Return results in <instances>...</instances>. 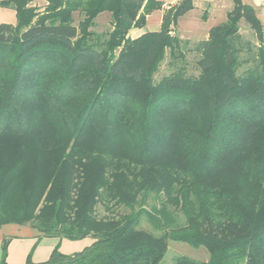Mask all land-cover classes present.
<instances>
[{"label":"trees","instance_id":"obj_1","mask_svg":"<svg viewBox=\"0 0 264 264\" xmlns=\"http://www.w3.org/2000/svg\"><path fill=\"white\" fill-rule=\"evenodd\" d=\"M32 2L0 0L15 13L14 25L0 23V227L91 244L72 254L58 244L38 263L32 248L25 264H160L168 241L208 253L173 264H264V46L253 8L232 0L195 45L194 76L173 35L193 0L134 39L161 1L46 0L40 13ZM102 13L111 29L98 34ZM167 53L170 74L156 81Z\"/></svg>","mask_w":264,"mask_h":264},{"label":"rangeland","instance_id":"obj_2","mask_svg":"<svg viewBox=\"0 0 264 264\" xmlns=\"http://www.w3.org/2000/svg\"><path fill=\"white\" fill-rule=\"evenodd\" d=\"M34 1V0H33ZM164 7L161 11H155L147 18V23L144 29L136 30L137 33L142 31H157L159 30L161 16L167 6L171 5L174 0H160ZM33 3V2H32ZM35 6L40 13L46 6V0H35ZM194 8L182 16L178 20L177 27H175L173 35L186 42L183 45L182 51L185 56L186 70L191 75H198L196 62L199 59L195 45L207 39L208 29L225 21V11L229 8L230 4L226 0L218 1L217 5L209 4L207 0H193ZM75 23L78 22L79 17L74 14ZM0 23L15 24V13L11 8L0 6ZM239 34L248 41L253 50L258 45L254 32L245 22L241 19L238 23ZM111 29L110 16L108 13L100 14L96 20L92 31L101 34L106 33ZM129 35V34H128ZM135 35H131L134 37ZM130 37V35H129ZM168 53L165 59L160 63L158 72L155 74V80L159 81L163 76L170 74V66L168 64ZM141 228H149L145 222L141 223ZM32 230L29 226L17 225H4L0 227V239L11 238V235L19 232ZM39 235V234H38ZM178 257H185L193 261L203 262L208 259V253L204 248H192L189 245L181 242L168 241V249L160 264H173Z\"/></svg>","mask_w":264,"mask_h":264},{"label":"crops","instance_id":"obj_3","mask_svg":"<svg viewBox=\"0 0 264 264\" xmlns=\"http://www.w3.org/2000/svg\"><path fill=\"white\" fill-rule=\"evenodd\" d=\"M160 1V0H159ZM180 0H174L171 2V5L178 3ZM220 0H207L209 4L217 5ZM230 4L229 8L225 11V20L227 13L232 9L233 2L232 0H226ZM35 0L32 5L35 6ZM242 2L253 8L257 18L259 19L262 25L263 31V46H264V0H242ZM164 7V5H162ZM169 6L166 7V9ZM162 17V16H161ZM223 23V22H222ZM221 24V23H220ZM136 30L132 29L129 31L130 38L134 39L144 31L137 33ZM209 31V29H208ZM131 35H135L131 37ZM17 235H11V240L7 249V264H25V260L32 248H34L32 253L33 262H43L48 259L53 248L59 244V251L63 254H72L78 252L91 244L90 238H85L79 241H68V240H58L55 238H39L38 233L34 230L25 231L22 233L17 232ZM1 241L0 239V258H1Z\"/></svg>","mask_w":264,"mask_h":264}]
</instances>
